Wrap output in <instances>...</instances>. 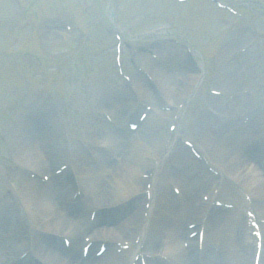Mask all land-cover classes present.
I'll use <instances>...</instances> for the list:
<instances>
[{
    "label": "rangeland",
    "instance_id": "374dc122",
    "mask_svg": "<svg viewBox=\"0 0 264 264\" xmlns=\"http://www.w3.org/2000/svg\"><path fill=\"white\" fill-rule=\"evenodd\" d=\"M85 1L80 0L81 3H86ZM120 1L118 9L113 8V10L121 13L119 17L125 29L129 32L128 34L137 35V37L132 36L131 38L129 35H126L128 38L124 39L125 44L123 53L121 54L123 72L132 76L135 72L132 61L135 60L143 69L146 67L152 73L153 76L148 71L152 78L156 77L155 70L149 66L151 63L153 64V68H155L154 61L151 60V57L144 50V46L151 42L153 38L162 39L163 37H172L174 33H181L198 51V58L203 62L206 70L198 85L197 99L193 103L185 101L182 106L181 115L176 116V118L181 122L180 127L182 128L183 135L191 139L195 144L203 147L209 154L215 156L214 150H216V146L213 145L215 148L211 149L208 145L212 144V141L205 135L206 132H209V136L215 139L219 136H224L225 132H220L219 128H222L227 123L226 120L235 115L242 118L245 116L244 113L254 115V111H250L252 109L250 98L252 100V98L262 97L261 94H264V44L260 41L258 42L255 35V30L256 33L259 31L264 32V16L257 14L253 18H250L254 12L253 9L256 10L255 3L243 5L242 9L244 11L240 10L242 15L236 17L237 15L228 16L224 10H217L208 0H191L190 3L185 5H176L168 0ZM63 2L71 4L72 0H63ZM100 2L102 3L101 10L105 11L109 0H100ZM10 4L7 0H0V20L4 18L3 15L8 16L11 14L10 21L12 22V25L6 22L8 26L4 23L0 24V54L5 49L15 48L23 57L19 56L20 58L13 62L7 57L3 58L0 56V173L8 172L10 176H13V179L11 178L13 182L20 187L22 185L40 184L38 180L35 182L32 178L33 175H29L24 166L19 164L20 157L14 153L15 138L17 137L16 128L19 127L18 125L25 126L29 135L32 134L31 128L26 123L23 121L19 122L20 117H22L23 111L39 98L30 96L28 97L29 100L24 101V99H20V95L27 92V90L36 88H40L41 91L47 89L52 93H56V101L58 100L68 108L69 121L79 130L78 133L85 135L86 133L81 130L85 126V121L95 114L94 110L96 106L99 105L100 107L102 105V108L106 107L103 104L96 105V89L99 86L102 88L109 87L108 92H110V90L114 91L117 82H125L120 81V76L121 79L123 77L117 67L116 56L118 53L114 47L117 44L116 30H112L111 32L109 24L105 23L106 20H102L100 22L101 25L98 26L99 28L95 29L92 33L88 32L87 36L85 34L83 36L78 34L71 27L66 28L65 23L67 21L72 22L74 25L86 27L87 23L89 24L90 22L89 20H92L93 11L87 15L83 11L82 6L78 7V10L81 12H75L74 8L71 9L73 5H67L64 9H61L58 6L61 3L58 0H36L31 4V6L34 5L31 15H34V12L38 14H36V17H32L25 15L24 12L27 7L22 8L19 6V8H13V5L10 6ZM25 6H27L26 3ZM257 7L256 11L264 9L263 4H259ZM41 13L45 14L41 17ZM43 16H49L52 20L40 22ZM33 18L37 21L33 20ZM24 20L29 23H25L26 27L22 28L20 25H22ZM249 22L254 31L255 38H253V33H246L245 30H241L240 33L238 32V29L242 25L249 24ZM72 23L70 24L72 25ZM104 24L106 25L104 26ZM158 25H165L163 29L168 32H162L150 37L145 35L147 30ZM91 34L93 35L91 36ZM87 37L90 38L86 43L87 47L83 46V49L78 51L79 47H76L75 43L83 41ZM235 38H238V42H236L237 39ZM40 42L43 45L39 44ZM164 44L173 48L175 46L174 43L170 42H164ZM27 53L28 55L32 54L35 56L38 62L29 64V61H26L28 57L26 56ZM35 68L47 71V74H41L35 71ZM235 68L237 72L235 86L233 88L226 87L227 81H233L235 78L231 76ZM32 72L37 74L36 79L34 76H31ZM24 77L28 81L22 84ZM40 77H45L43 78L45 80L47 79L45 84L41 83ZM108 79L110 80L108 81ZM184 79L177 78L175 83L181 84L180 86L187 90ZM244 86L248 87V100H245L239 106H234V104L241 103L240 99L246 98L241 95ZM214 90L219 91L220 95H207ZM158 93L161 95V102L163 101L162 103H167L166 105H168V100L164 96L162 89L158 90ZM214 96L217 97L216 100H213ZM40 98L46 97L43 95ZM169 107L171 106L169 105ZM215 107L218 109V112L215 115L210 114L215 117L212 119L207 116L206 111L209 108L215 111ZM173 109L175 110V108ZM120 110L121 106H118L114 111L118 112ZM206 118L209 119V124H205ZM253 137L251 141L254 142ZM236 140L237 138L232 141V145L234 149L237 148L239 150L240 144L234 143ZM176 144V148L171 152V156L165 159L164 163L159 166V171L157 170L153 176L155 178L154 188H156V191L154 192H156V195L154 196L156 198L152 197L153 201L150 205L148 204L147 210L151 219L153 213L156 211V205L159 204V207L163 206L165 208H162V210L159 208L155 216L157 217L156 219H164L172 221L174 224L185 225V223H189L192 220V218L184 220L187 210L182 207L183 209L178 216L174 215L171 211V208L173 209L172 206L179 207L178 202L182 200L175 201V197L171 193L169 194V192L167 195L171 196L172 199L169 198L168 200L167 196H164L166 199L160 198L168 190V185L178 180L181 170V174L184 173L182 176L184 182L182 184H189L195 180H200L196 176L192 177L195 170L198 173V169L192 166L196 159L190 154L191 152L189 153L190 149L187 148L189 150L188 156H186L183 152L184 147L181 145L182 142ZM59 146L61 145L59 144ZM41 147L40 145H35L37 154H39L42 160H40L41 165L38 172L46 174L49 171V167L47 166L49 164H46V161L50 159H45L43 147L42 149ZM184 151L186 152V150ZM262 155L264 158V153ZM262 163L264 164V161ZM252 164L255 167H259V169L264 168L261 167L263 164L259 165L254 162ZM204 172L206 173V171ZM111 180L114 181V178ZM229 191L230 189L225 190L223 194L229 193ZM43 194L46 196L47 193ZM151 207L153 208L152 210ZM162 214L167 217L164 218ZM221 215L225 219H230L228 213ZM237 225L238 222H236ZM219 230L229 233L232 227L228 228L226 220L225 227H221ZM127 236L130 235L127 234ZM7 243V241L6 245L3 243L4 246L1 247V250H6L4 247L6 246L7 248ZM162 248L158 244L152 252L158 253ZM238 252L241 253V251ZM221 253L225 254L223 251H220ZM244 259L246 262H249L242 255L241 260L243 261Z\"/></svg>",
    "mask_w": 264,
    "mask_h": 264
},
{
    "label": "bare ground",
    "instance_id": "6f19581e",
    "mask_svg": "<svg viewBox=\"0 0 264 264\" xmlns=\"http://www.w3.org/2000/svg\"><path fill=\"white\" fill-rule=\"evenodd\" d=\"M164 54V53H163ZM143 56H145L143 54ZM168 65V66H167ZM151 68L155 70L157 79V84L160 85V89L164 92V96L168 100V105H170L172 108H175V110H171L170 112H160L157 106L156 110H152L150 114L147 117L146 122L141 126L140 130L142 132L137 131L136 133H130L127 132V135H125V138L122 140V137L120 135H114L111 133L110 128L106 127L103 124H97L98 127L96 130H90L84 129L83 132H86L87 134L91 135L93 137V142L109 145L113 148L114 152H111V156H115V152L119 150V148L122 150V157L118 164H108L106 161L99 162L97 165L88 166L86 159L89 157L86 155V151L88 146L83 147L80 145L79 147L75 145V151L77 150V155L74 156L73 163H75V166H77L78 170V177H79V187L81 189V192L83 193L84 198V204H79V207L82 209L83 207H90V209L94 208L97 209L98 212L104 213L107 207L111 205H115L117 203H121V201H127L131 200V198L139 197L141 193L144 192L145 188H143L144 181H147L149 179L144 178V174L151 173L152 176L155 172H152L153 165L157 163L158 155H163L165 150L162 148V144L164 139H167L170 137V133L166 132V124L170 123L172 120L175 121V118L173 116L176 114L177 111H179L180 104L185 101V98L183 97L186 94L185 88L182 86L176 85L175 81L176 78L173 76H168V74H164L163 76L160 74V69L157 67L156 69L153 68V64L150 63ZM166 66L170 69H175V73H179V75H183L185 73L186 78L191 81V84L194 83L195 79L197 78L196 74H192L187 71L185 58H179V60H174L173 62H170L166 64ZM176 66V68H175ZM150 68V67H149ZM236 68L231 73V76L235 77L232 80H228L226 83V87L233 88L235 86V79L237 77ZM141 82L138 81V84H135L136 88L142 90V84L144 83L143 80L139 79ZM173 82V83H172ZM109 87L102 88L99 86V88L96 89L95 92H97V104H112V107L116 106H125L123 107L122 112L126 111V108L130 105L129 103L123 104V99H120L119 94L116 91L108 92ZM148 90V91H147ZM144 91V94H150L152 93L154 96L156 95L157 104L165 105L167 103L161 102V95L157 93L154 90L147 89ZM125 99V98H124ZM217 98L214 97L213 100H216ZM241 103L234 104V106H239L240 104L244 103L245 100L247 101V98L240 99ZM141 101V99H140ZM135 102V101H134ZM235 103V102H234ZM120 110V111H121ZM213 121V120H211ZM173 122L170 123L172 125ZM209 124V119L206 118L205 124ZM29 124V123H28ZM30 125H32V121L30 122ZM92 126V125H90ZM248 127H252V125L245 126V131ZM17 137L15 138V146L16 150L14 151L15 155L20 157V161L23 165L27 166L30 170H36L39 171L40 167V156L37 154L35 145L41 144L45 149V154L47 155V158H52L53 163L55 165H62L65 163H69L70 158V150L68 151L67 157L58 154L54 144H52L47 136H44L42 140L37 141L33 135V127H32V135H29V132L26 131V129H22L19 131V128H16ZM57 134L63 133V127L60 126ZM60 134V135H61ZM117 134V133H115ZM176 135V132L173 133ZM171 133V136L175 137ZM240 134H242V137L246 136H252L248 132L241 131ZM202 135V133H201ZM207 137H209L212 141V144H208L211 149L215 148V156L208 153V161L209 166L214 167L216 170H219V174L223 175L222 180H216L214 183H212L213 186H216V189L225 188L227 186L228 179H235L233 181V192L235 190L237 193H248L251 194L252 201L255 204V209L257 210L256 213L260 214L263 213L264 215V168L259 169V167H255L252 163H258L263 164L262 161H264L262 148L261 151H254L248 146L240 145L242 147H239V150L237 148H233L231 138L228 135H222L217 137L216 139L213 137H210V133L206 132L205 134ZM253 137V136H252ZM208 138V139H209ZM264 146V141L261 142ZM68 144L67 147H69ZM213 145H215L213 147ZM74 146V145H72ZM198 146V145H196ZM200 148V146H198ZM162 148V149H161ZM186 150V152L184 151ZM189 150V149H188ZM188 150L184 147L183 152L188 156ZM203 150L201 149V152ZM190 153V151H189ZM191 154V153H190ZM43 156V154H42ZM73 156V155H72ZM251 160V161H248ZM42 161V160H41ZM196 161V160H195ZM247 162V163H246ZM252 162V163H251ZM194 163V162H193ZM252 164V165H251ZM264 167V164L263 166ZM196 169V168H195ZM198 171V170H197ZM80 172V173H79ZM196 172V170L194 171ZM193 172V173H194ZM184 173H179V180L181 182H184L182 179ZM114 178V181L111 179ZM150 178V176H149ZM152 179V178H151ZM151 181V180H150ZM65 183H70L69 181H63ZM30 183V182H28ZM73 183V182H72ZM149 183V182H148ZM153 184H155V180L152 181ZM52 184V183H51ZM50 184V185H51ZM64 185V184H63ZM141 185V186H140ZM188 188V191L195 190L196 188L201 185L198 184V181H195L194 183L185 184ZM210 185L209 188L212 186ZM74 191H75V184L73 183ZM48 187L43 184H31V185H22L20 186V189L17 191V195L21 196V200L23 203V207L25 210V213L28 214L27 222L28 224L34 228L38 227L41 230L48 231L50 233H54L57 238L50 240H46L45 236H38L39 243H36L34 240V246L29 241V234L28 232H25L24 234L18 233L19 240L12 239V235H9L7 232L8 230H12L11 225H8V222L6 223V228L8 227V230L5 232V229L3 232L0 233V248L1 246H4L3 243L6 245V241L9 243V246L7 245V248H13L15 250H19L20 253H23L28 250H33L34 247L37 250L38 253H40L42 259L45 261L46 264H74L75 262H78V260H75L76 256L73 257V252H67L64 254H61V252H58V247L62 250V247L58 246L60 243L63 245V248L65 247H71V245L66 246L64 244V240H68L71 242V244H75V248L79 247L78 238L73 233H79L76 230H80V224H77L76 222L72 221L71 218L62 216L61 208L64 206V209L67 208L68 202L67 198H65V193H70V188L62 186L58 191H56L54 195V201L52 198H49L48 196H45L44 189ZM60 187V186H59ZM218 187V188H217ZM241 187V188H240ZM154 188V187H152ZM156 189V188H154ZM235 189V190H234ZM212 192V195H214V190L210 189ZM46 192V191H45ZM220 194H218L221 198V194L224 195L219 190ZM156 192H152L151 189V196H154ZM230 193V192H229ZM228 193V194H229ZM231 194V193H230ZM59 196H63V198H59ZM167 196V191L164 192V195H162V199H164ZM218 196V198H219ZM121 197V198H117ZM117 198V199H116ZM146 198V197H145ZM227 198H232L234 203H238L236 197L233 195L227 196ZM146 203L144 204L139 211L135 215L139 214L138 218L133 217V221H137L136 227L132 229L129 228V225L127 224V219L122 220L121 224H115L112 226H103V227H95V231L93 234V240L100 241L106 240L107 242H110L109 244L113 245V243L119 242L120 244H123L126 240L129 241V246L133 252V245H135V250L133 252V256L136 252L147 254L153 251L154 248L159 244L163 251L171 252L172 254H176L178 257H180L181 260H186L188 254H193L195 251L196 254V247H192V249H188L189 251H183L184 249L181 248V243L179 242L181 239L185 237V235L189 234L190 231L185 230V226L183 224H174L172 221L162 220V219H156V213L158 212L159 208L162 210L165 207L160 205H156V211L153 213V216L148 218V220L144 217L146 215V204L149 202L151 203L153 198L150 197V200L146 198ZM166 199V198H165ZM225 199V198H222ZM189 200V198H187ZM57 202V203H56ZM127 204V203H125ZM174 205V204H173ZM175 206V205H174ZM173 207L171 208V211L174 215H179L181 210L183 209L182 206L179 207ZM207 207V206H206ZM206 207H200L199 209H196V211L192 212V216H196L197 212L203 210ZM122 206L118 209L119 211L113 216L118 215V213L121 211ZM153 208L151 207V210ZM138 210V209H137ZM206 210V209H205ZM149 213V212H148ZM214 210H210V216H215V219H213V223L215 226H218L217 224L221 223L225 225L226 220L222 215L218 216V214H214ZM221 213V212H220ZM79 215V214H78ZM163 215V214H162ZM137 217V216H136ZM163 217H167L166 215H163ZM177 218V217H175ZM180 218V217H179ZM19 219H21L19 217ZM113 219V218H112ZM111 219V220H112ZM254 219V218H252ZM131 220V221H132ZM183 221V220H182ZM22 226L19 228L21 231L24 232L25 227L27 224L24 222L21 223ZM130 224V223H129ZM131 225V224H130ZM212 225V226H214ZM222 225V228L225 227ZM133 224L131 225V227ZM82 230V229H81ZM132 230V231H131ZM5 232V235L7 234L9 238L4 239L2 238L3 233ZM130 235V236H127ZM264 235V231H263ZM140 240H136L139 239ZM221 236L217 237L214 242L217 244H223L226 246H230V243H228L226 240H221ZM6 240V241H5ZM13 241V242H12ZM47 241V243H46ZM182 241V240H181ZM20 247L22 250H20ZM143 247V249H142ZM208 247H210L208 244L205 245V248L203 249L204 252H208ZM6 249V246L4 247ZM9 248V249H10ZM12 249V250H13ZM141 249V251L139 250ZM139 250V251H138ZM143 250V251H142ZM194 250V251H193ZM2 253L5 251L0 250ZM81 251V250H80ZM222 254V253H221ZM105 259L96 260L95 263L92 264H132L133 259L129 258V252L127 249H123V251L117 255L114 256H108L104 257ZM221 259V257L219 258ZM184 260V261H185ZM188 260V259H187ZM254 260V258H253ZM189 261V260H188ZM18 264H22L19 260H17ZM253 262V261H252ZM254 263V262H253ZM252 263V264H253ZM86 264V263H85ZM91 264V263H90Z\"/></svg>",
    "mask_w": 264,
    "mask_h": 264
}]
</instances>
